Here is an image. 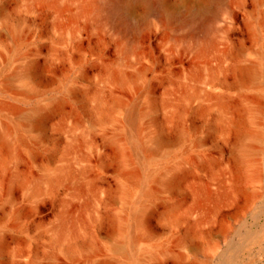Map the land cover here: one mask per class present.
Instances as JSON below:
<instances>
[{
  "label": "rangeland",
  "instance_id": "1",
  "mask_svg": "<svg viewBox=\"0 0 264 264\" xmlns=\"http://www.w3.org/2000/svg\"><path fill=\"white\" fill-rule=\"evenodd\" d=\"M105 1L0 0V264H264V0Z\"/></svg>",
  "mask_w": 264,
  "mask_h": 264
},
{
  "label": "bare ground",
  "instance_id": "2",
  "mask_svg": "<svg viewBox=\"0 0 264 264\" xmlns=\"http://www.w3.org/2000/svg\"><path fill=\"white\" fill-rule=\"evenodd\" d=\"M138 1L140 0H107L104 2L103 7L105 8L108 14H111V15L115 14V17H116L115 20L118 25L127 27V24L129 25V23L127 21L126 13L131 11L135 3H137ZM148 1H149V4L155 7L157 12L158 11H163V12L168 11L166 7L168 3L167 0H148ZM203 15L204 14H202V11H200L199 13L193 16L194 17L193 19H196L198 21V25H197L198 29L205 27L209 21L210 23H213L215 19H217V16H218L215 13V7H211L208 10L206 16H203ZM187 20H189L188 17L183 18V21L186 22ZM129 26L131 27V30L136 28V26H132V25H129ZM192 31H195V28ZM237 71L239 72V74L243 76L250 75L252 73V65L251 64L240 65L237 67ZM25 72H26V75L27 74L31 75L34 73V69L31 66H26ZM134 117H135L134 112L132 110H129L127 113L128 120L132 122L134 120ZM31 118L33 117L31 116ZM30 121H32L31 124L33 123L34 125H37L41 122V117H36ZM164 141H165V135H163L162 132L158 131L155 137V142L162 143ZM176 180H177V174L171 175L168 179H166L164 183L166 186H173L176 183ZM97 264H114V262L111 260L102 259V260H99Z\"/></svg>",
  "mask_w": 264,
  "mask_h": 264
}]
</instances>
